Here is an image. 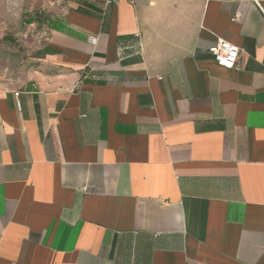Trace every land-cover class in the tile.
<instances>
[{
    "label": "crops",
    "instance_id": "crops-1",
    "mask_svg": "<svg viewBox=\"0 0 264 264\" xmlns=\"http://www.w3.org/2000/svg\"><path fill=\"white\" fill-rule=\"evenodd\" d=\"M64 2L0 89V264H264V0Z\"/></svg>",
    "mask_w": 264,
    "mask_h": 264
},
{
    "label": "rangeland",
    "instance_id": "rangeland-1",
    "mask_svg": "<svg viewBox=\"0 0 264 264\" xmlns=\"http://www.w3.org/2000/svg\"><path fill=\"white\" fill-rule=\"evenodd\" d=\"M64 0H0V89L31 82L47 43L49 21Z\"/></svg>",
    "mask_w": 264,
    "mask_h": 264
},
{
    "label": "built area",
    "instance_id": "built-area-1",
    "mask_svg": "<svg viewBox=\"0 0 264 264\" xmlns=\"http://www.w3.org/2000/svg\"><path fill=\"white\" fill-rule=\"evenodd\" d=\"M105 7L118 5L120 1L123 0H104ZM129 3H133V0H125ZM240 19V14L237 13L232 17L233 22H237ZM89 42L95 44L96 39L90 37ZM208 55L215 60L216 64L225 70H232L237 67L238 57L240 54V49L235 44L227 43L222 40H216L213 46L208 48Z\"/></svg>",
    "mask_w": 264,
    "mask_h": 264
},
{
    "label": "trees",
    "instance_id": "trees-1",
    "mask_svg": "<svg viewBox=\"0 0 264 264\" xmlns=\"http://www.w3.org/2000/svg\"><path fill=\"white\" fill-rule=\"evenodd\" d=\"M40 55H41V53H40V52H38V53L36 54V58H39V57H40Z\"/></svg>",
    "mask_w": 264,
    "mask_h": 264
}]
</instances>
